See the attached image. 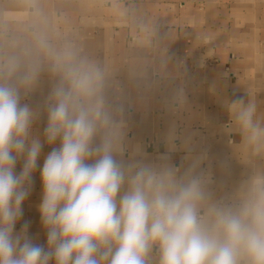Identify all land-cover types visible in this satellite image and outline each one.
<instances>
[{
	"label": "clouds",
	"instance_id": "obj_1",
	"mask_svg": "<svg viewBox=\"0 0 264 264\" xmlns=\"http://www.w3.org/2000/svg\"><path fill=\"white\" fill-rule=\"evenodd\" d=\"M45 67L57 80L42 140L34 134L41 114L24 101ZM106 77L43 33L0 53V264H264V173L226 189L187 143L184 163H173L174 134L155 161L141 150L125 158ZM226 107L245 145L264 150L256 103L240 96ZM45 144L41 245L28 222L16 225Z\"/></svg>",
	"mask_w": 264,
	"mask_h": 264
},
{
	"label": "crops",
	"instance_id": "obj_2",
	"mask_svg": "<svg viewBox=\"0 0 264 264\" xmlns=\"http://www.w3.org/2000/svg\"><path fill=\"white\" fill-rule=\"evenodd\" d=\"M37 33L70 43L106 70L105 99L119 110L125 158L141 150L155 161L174 134L173 163H184L187 143L226 189L264 173V150L245 145L226 107L252 99L264 120V0H0V53ZM56 80L45 67L24 101L41 114L34 134L42 140ZM50 151L45 144L16 225L28 222L41 245L40 167Z\"/></svg>",
	"mask_w": 264,
	"mask_h": 264
}]
</instances>
